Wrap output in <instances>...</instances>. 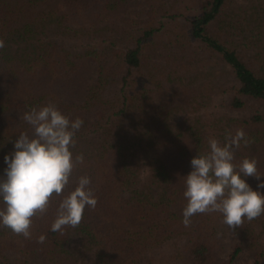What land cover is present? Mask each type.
Segmentation results:
<instances>
[{"label": "trees", "instance_id": "trees-1", "mask_svg": "<svg viewBox=\"0 0 264 264\" xmlns=\"http://www.w3.org/2000/svg\"><path fill=\"white\" fill-rule=\"evenodd\" d=\"M197 1L187 25L165 28L154 0L144 20L121 17L112 0H0V173L17 135L32 134L22 114L54 103L84 121L73 149L83 162L62 192L88 175L98 200L75 228L50 230L55 195L32 218L31 238L0 227V264H228L245 244L253 264H264V215L236 228L219 213L182 223L183 176L209 138L224 143L243 129L249 142L234 163L253 158L264 175V9L234 21L243 14L235 0ZM209 90L250 113L210 111Z\"/></svg>", "mask_w": 264, "mask_h": 264}, {"label": "clouds", "instance_id": "clouds-1", "mask_svg": "<svg viewBox=\"0 0 264 264\" xmlns=\"http://www.w3.org/2000/svg\"><path fill=\"white\" fill-rule=\"evenodd\" d=\"M3 47L0 40V49ZM21 118L31 127L32 134L20 132L13 150L4 156L5 167L0 173V227L31 238L32 218L46 213L55 195L62 198L50 230L75 228L85 209H95L98 203L88 175H81L67 195L62 192L76 165L83 162V155L74 156L73 149L84 121L79 117L71 119L54 103L34 106ZM248 142L243 129L227 131L224 143L209 138L208 151L192 157L191 171L183 176L185 227L196 214L219 213L230 228L264 215V175L258 172L256 160L246 157L238 167L234 163V150ZM248 177L259 181L256 189L248 183ZM44 240L41 235L38 243Z\"/></svg>", "mask_w": 264, "mask_h": 264}, {"label": "rangeland", "instance_id": "rangeland-1", "mask_svg": "<svg viewBox=\"0 0 264 264\" xmlns=\"http://www.w3.org/2000/svg\"><path fill=\"white\" fill-rule=\"evenodd\" d=\"M120 0H112V3L118 4ZM258 1V2H257ZM237 4L240 5V7H236L237 12H241L243 14H234L232 16V19L235 21L237 19L242 20L243 18L248 17V14L250 13V10L253 9L254 11H258V8L260 10L264 9V0H235ZM153 3H157L156 6L160 9V21L165 24V28L171 26V23L175 24V22H182L183 25H187V19L193 18L195 12L190 8V6H194L195 3L198 4L197 0H154ZM161 4V5H158ZM119 5V4H118ZM123 6L119 5L118 9V14L123 17V18H132V19H140L144 20L147 17H149V14L147 13L148 10L151 9L152 5L148 2V0H128L127 3ZM145 10V11H143ZM231 12H227V15H230ZM173 15H175V18H173ZM117 16V17H120ZM172 16V17H171ZM123 18L118 19L117 24L124 26ZM220 24V23H219ZM217 24V27L218 25ZM251 25V23H250ZM252 25H254L252 23ZM139 26V25H137ZM183 26V28H184ZM247 27V24L244 26V28ZM250 27V26H249ZM226 29V28H225ZM236 30V29H235ZM93 67L95 64H92ZM212 78H220V73L218 68L213 70ZM93 76V72H92ZM215 84L220 83L218 81L217 83L212 80ZM225 88L220 90L221 94H224V96L227 95V92L224 91ZM210 91V90H209ZM211 93V94H210ZM209 99H208V104H209V109L210 111H214L217 113H228L231 115H236V116H246L250 113L248 108L242 109V110H235V109H230L225 107L224 105L221 104V94L219 93L217 96H215L213 91H210ZM199 100H202L200 98ZM158 102V101H157ZM249 104L253 102L252 100L248 101ZM227 241L229 242V247L227 251H225L220 257H222V260L224 262H228L230 259V254L233 252L235 243H233V238H228ZM254 263V257L253 254L250 250V248L245 244L238 256L228 264H253Z\"/></svg>", "mask_w": 264, "mask_h": 264}]
</instances>
